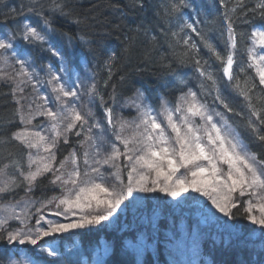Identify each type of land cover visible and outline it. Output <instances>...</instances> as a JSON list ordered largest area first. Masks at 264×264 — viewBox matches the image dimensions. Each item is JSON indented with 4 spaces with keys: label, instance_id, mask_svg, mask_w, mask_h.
<instances>
[{
    "label": "snow or ice",
    "instance_id": "6c2138e0",
    "mask_svg": "<svg viewBox=\"0 0 264 264\" xmlns=\"http://www.w3.org/2000/svg\"><path fill=\"white\" fill-rule=\"evenodd\" d=\"M218 3L225 9L226 55L217 51L199 27L205 23L198 19L199 12L191 20L185 17L184 10L192 8L189 0L162 4L163 15L176 25L171 36L184 49L177 60L194 65L200 82L199 91L190 87L185 91L187 86L181 81L177 86L180 94L174 99L160 97L158 106L147 102L140 90L122 98L115 85L105 99L95 74L74 76L60 50L43 48L54 29L42 4L27 7L28 13L39 18L37 25L25 17L15 31L3 34L0 84L10 88L21 125L11 133L9 142L19 145L22 153L0 165V264H32L26 253L37 248L55 256V249L43 247L45 238L101 225L122 205L126 207L125 201L142 199L137 194L162 193L195 203H201L199 197H203L227 220L240 216L258 226L264 238V160L248 150L229 122L226 113H240L223 95L222 78L210 70V61L200 55L198 43L190 35L199 37V43L219 62L228 82L223 87L230 86L243 98L248 110L246 128L264 145V0H254L252 7L246 0H235L230 9L226 0ZM24 7L10 9L8 16L16 22L17 17H24ZM129 7L143 10L145 0H130ZM66 8L65 0L49 4L50 12L62 16L71 15ZM238 9L240 15L235 16ZM236 20L251 27V32L238 35ZM245 39L247 64H241L237 72L238 43ZM18 41L50 52L60 67L43 68L47 79H40L35 62L22 56ZM113 60L114 54L106 62L105 86L112 80ZM248 69L255 76H245L242 85L241 74ZM29 88L31 95L27 94ZM254 95L260 107L253 103ZM83 96L88 98L86 104L80 103ZM202 97H211L223 111L210 108ZM97 100L103 110L99 116L94 111ZM124 109H133L136 115L128 119ZM41 117L43 121L34 124ZM73 136L78 147L58 161L61 144L68 145ZM42 179L48 180L53 195L32 199L31 193ZM19 189L25 196L17 200ZM108 251L105 248L106 254ZM18 255L22 259H14ZM112 264L129 262L117 259Z\"/></svg>",
    "mask_w": 264,
    "mask_h": 264
},
{
    "label": "trees",
    "instance_id": "16d2710c",
    "mask_svg": "<svg viewBox=\"0 0 264 264\" xmlns=\"http://www.w3.org/2000/svg\"><path fill=\"white\" fill-rule=\"evenodd\" d=\"M166 0H145L143 10L129 7L130 0H65L66 11L71 15L62 16L49 11L51 0H0V36L11 30L15 31L16 24L26 17L34 26L39 23V18L27 12V7L35 4L43 5L44 14L51 21L54 29L48 36V44L43 48L53 46L60 50L68 62L71 72L79 75L86 72L87 76L95 74L100 91L105 99L115 85L122 98L131 96L136 90L142 91L147 97V102L153 106L159 104L160 97L166 96L174 99L180 93L177 86L181 81L194 91H199V78L194 65L181 64L177 57L184 51L181 45H176L171 36L175 30V23H169L172 18L163 15L161 7ZM192 8L185 9V17L191 20L202 14L211 19L217 26V33L210 42L217 51L226 55V26L223 22L224 8L219 6L218 0H189ZM227 7L234 6L235 0H226ZM248 7H252L254 0H246ZM24 7V17H17L16 22L8 16L12 8ZM159 11V15L157 12ZM240 15L238 9L235 16ZM235 16L233 19H235ZM8 17V18H6ZM79 21V23L77 22ZM221 21V24L218 22ZM201 28V25H199ZM250 33L252 28L236 20L235 29L239 35ZM223 33V34H222ZM200 48V55L208 59L212 65L210 69L222 78L223 95L226 97L236 113H226L229 122L239 134L241 141L248 146V150L255 152L258 159L264 160V145L259 144L246 128L248 110L242 97L237 95L223 78L221 65L212 57L208 50L199 43V37L191 34ZM173 45L170 47L169 45ZM247 40L238 43L236 64L234 69L239 72V66L247 64ZM21 54L34 61L37 68L53 66L59 68L58 59L50 52L42 51L39 46L25 45L23 41L17 42ZM115 55L112 61L114 68L111 82L105 86L108 78L106 62ZM245 76L254 77L252 69L246 74H241L243 85ZM123 77V81H121ZM258 83V80H257ZM210 108L223 111L219 104H214L211 97H202ZM253 103L260 107L256 96ZM16 103L6 84H0V165L14 156H19L22 149L15 142H9L11 133L21 125L15 116ZM94 111L102 114L99 101L95 102ZM123 115L129 116L130 112L123 110ZM77 138L71 137L68 145L61 144L58 160L63 159L72 147H78ZM11 172L12 170L9 169ZM53 192L48 186V180L42 179L34 192L32 199L51 196ZM25 196L22 189L17 190L15 199ZM38 206V205H37ZM182 213L165 216L158 221L154 229L135 228L124 230L122 233L101 229L79 230L67 236L56 235L49 239L50 245H55V256H48L46 252L37 248L26 253L32 264H112L114 260L124 259L129 264L143 261V264H264V239L249 236L252 229L249 222L240 216L230 221V226L239 235L218 233L217 231H197L191 223L181 219ZM128 225H140L134 221ZM186 226L184 233L179 230ZM13 224V227H16ZM136 239H146L148 246L139 247ZM42 243L43 247L47 244ZM31 248V246H28ZM105 248L109 249L107 254ZM115 249L116 255H113ZM105 255V257L103 256ZM20 256L14 257L18 259Z\"/></svg>",
    "mask_w": 264,
    "mask_h": 264
},
{
    "label": "rangeland",
    "instance_id": "374dc122",
    "mask_svg": "<svg viewBox=\"0 0 264 264\" xmlns=\"http://www.w3.org/2000/svg\"><path fill=\"white\" fill-rule=\"evenodd\" d=\"M0 38H3V35H1ZM9 55H11V53H9ZM22 56L26 58L24 55ZM57 65L60 67L59 61ZM35 68L39 73V78L46 80L47 77L45 76V73L42 70L44 67L41 68L35 67ZM71 73L74 76L79 75L78 73H74V72ZM80 75L85 76L87 74L85 71H83V73ZM27 94L28 95L32 94L31 88L27 90ZM87 99H88L87 96H83L81 98L80 103L86 104ZM124 110L130 112L129 116L124 115L128 119H131L136 115L133 109H124ZM42 121H43L42 117L37 118V120L34 121V124H40ZM74 137L75 136H73V138ZM69 151H71V149ZM68 153H66V155H68ZM125 182H126V177H125ZM137 195L141 196L142 199L138 201H131L130 203L128 201H125V204L127 205L126 207L122 205L121 209H118L117 213L114 214L113 217H110L109 220L107 221H103L101 225H96L95 227L90 229L97 230L102 228L103 230L104 229L108 230V232L115 231L118 232L119 234L122 233L123 231L121 230L123 229L122 227L129 224L131 220L140 223V225H128L127 227H124V230H131L138 227L154 229L155 227H157L158 221L162 220L165 216L176 213H182L183 215L181 219L191 223V225L195 227L197 231L207 230V231H217L218 233L231 234L232 236L239 235L235 230L231 228L230 221L227 220V218L222 217L219 213H216L215 209L211 208L210 203L205 201L203 197H199L201 203H195L190 200H182L181 198H176L175 200H173V198L166 197L162 193H148V194H137ZM184 195L188 196L189 194H184ZM191 195L198 196V194L195 193ZM129 200H131V198H129ZM32 223L34 224L35 221L33 220ZM249 225L252 226V229L248 230L250 238L257 239V237H261L260 235L261 230L259 229V227L251 224ZM90 229H84V230H90ZM185 229H186L185 225L179 227V230H181L182 233H184ZM77 231L79 230H74L69 233H73ZM69 233H63L58 235L67 236ZM50 238L51 237L45 238L44 241H42V243L46 242L45 244L47 245L45 247L53 249L55 245L53 246L49 244L48 241ZM136 242H138L139 247L146 248V246H148L146 239L144 240L136 239ZM20 259H22L21 256L17 260Z\"/></svg>",
    "mask_w": 264,
    "mask_h": 264
},
{
    "label": "bare ground",
    "instance_id": "6f19581e",
    "mask_svg": "<svg viewBox=\"0 0 264 264\" xmlns=\"http://www.w3.org/2000/svg\"><path fill=\"white\" fill-rule=\"evenodd\" d=\"M203 17H205V18H203ZM202 18H203L202 21H204L205 23L201 24V28L207 34L208 39L212 40L217 33V26L211 19L207 18L205 14H202ZM218 23L221 24V21H219ZM243 29H244L243 27L239 28L240 34L243 31ZM131 223L133 224L134 220H131ZM122 228L123 229H121V228L120 229L124 231V227H122ZM104 254H106V253H104ZM103 256L105 257V255H103Z\"/></svg>",
    "mask_w": 264,
    "mask_h": 264
}]
</instances>
